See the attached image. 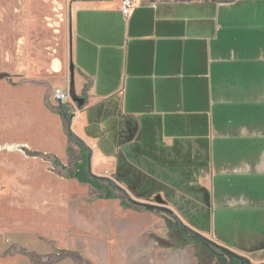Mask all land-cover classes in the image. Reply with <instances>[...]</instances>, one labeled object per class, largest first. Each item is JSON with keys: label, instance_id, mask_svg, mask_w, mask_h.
<instances>
[{"label": "crops", "instance_id": "obj_1", "mask_svg": "<svg viewBox=\"0 0 264 264\" xmlns=\"http://www.w3.org/2000/svg\"><path fill=\"white\" fill-rule=\"evenodd\" d=\"M70 8L71 65L77 93L86 103L78 107L71 102L68 109L75 113V133L93 149L96 175L113 178L121 193L123 188L142 201L145 198L127 185L126 165L165 184L170 183L169 169L180 166L188 200L206 206L201 200L211 190L219 199L215 229L193 226L173 202H142L170 207L207 237L253 263L264 262V0H139L129 17L122 0H70ZM48 80L20 84L10 79L26 92L29 139L23 144L36 154H26L29 158L51 164L37 155L43 151L67 165L71 140L55 98L62 86L51 91ZM66 81L63 89L68 90ZM78 204L68 196L56 204L57 212L65 208L66 215L52 217L49 224L25 223L26 229L45 233L33 237L46 250L20 245L14 258L6 260L0 243V264H82L71 256L38 262L23 250L41 256L77 251L88 264H113L118 255L110 239L119 230L108 229L109 213L102 218L107 229L82 222ZM236 205L247 210L235 223L231 209ZM89 212L88 217L93 215ZM150 214L175 221L167 213ZM66 219L70 225L63 223ZM242 222L245 226L234 233V225ZM167 247L180 250L188 245ZM127 252L121 256L123 264H157L156 254L151 256L140 241ZM163 264L195 260L191 251L175 250Z\"/></svg>", "mask_w": 264, "mask_h": 264}, {"label": "rangeland", "instance_id": "obj_2", "mask_svg": "<svg viewBox=\"0 0 264 264\" xmlns=\"http://www.w3.org/2000/svg\"><path fill=\"white\" fill-rule=\"evenodd\" d=\"M71 19L70 0H0V75H9L7 78H0V243L3 256L6 260L13 259V254L21 249L20 245L37 252L46 250L40 245V240L35 238L45 233L28 230L26 226L31 225L33 221H45L49 224L53 221L52 217L66 215L65 208H60L61 211L57 212L56 204L70 196L79 203L78 213L84 215L80 220H88L87 224L91 226L105 227L106 222L103 223L102 218L107 217L109 213L108 229L111 233L119 230L118 234L112 235L110 239L116 244L115 251L118 255L113 264H123L121 256H128V248L137 241L141 242L143 249L151 252V256L156 254L157 264L165 263L168 255L175 250L181 253L191 251L195 264H220L218 258L204 252L196 241L188 243L187 249L177 250L165 246L160 239H171L170 220L161 221L159 217L151 216L149 210L135 207L123 193L108 183L98 182L99 186L111 189L117 197L105 198L102 195L107 189L95 184L81 183L78 179H68L65 176L68 174L66 170H61L45 157L52 155L37 151L38 156L51 161V164H43L27 157L26 154H36H32L23 144L29 139L25 129L26 92L22 89L23 86H13L10 79L21 84L28 81H47L51 77V80H48L51 91L57 86L66 88L71 68ZM50 99V104H53L52 95ZM67 106L72 109L71 101ZM67 135L69 136L68 133ZM70 147L72 155L70 154V161L66 166L71 168L75 166L76 161H81L79 158L82 150H87L75 140H71ZM133 157L130 159L132 162ZM122 162L124 164V160ZM126 167L130 173L127 175V185L134 195L145 198L140 200L162 199L165 202H173L178 210L189 215L187 217L191 218L190 223L193 226L215 229V219L217 222V213L220 212L219 199H214L211 190L206 192L205 198L201 200L206 202V206L188 200L182 192L181 181L184 175L180 166L169 169V184L161 183L149 177V174H135L129 164ZM92 169L96 174L93 162ZM135 177L140 178V181L134 183L132 180ZM44 201L55 203L56 206H46ZM89 210L93 212L90 217L86 216L91 213ZM232 210L236 223L242 220V212L247 209L236 205ZM117 215L121 217L120 221L115 218ZM171 221L177 225L176 221ZM63 223L70 225L68 219L63 220ZM244 226L243 222L234 225V233L240 232ZM177 227L181 229L178 225ZM55 253L60 254V251ZM14 262L20 263L17 260Z\"/></svg>", "mask_w": 264, "mask_h": 264}, {"label": "water", "instance_id": "obj_3", "mask_svg": "<svg viewBox=\"0 0 264 264\" xmlns=\"http://www.w3.org/2000/svg\"><path fill=\"white\" fill-rule=\"evenodd\" d=\"M8 76H9L8 73H2L0 75V78H7ZM69 92H70L71 100L73 101V103L77 104L78 107H82L86 103V97L80 96L77 93L76 86H75V68H74L73 64L71 65V68H70ZM57 102L60 105V109H61V113H62L63 117L67 121L68 131L88 151V170H89L90 174L95 178H98V179H101V180L108 182L111 186H113L115 188H119V185L117 184V182L113 178L107 177V176H99V175H96L93 173V169H92L93 149L87 144V142L82 137H80L77 133H75V131L73 130V127H72L73 126V118L75 116V113H71L68 109V106L65 103H63L60 99H57ZM121 191L127 197V199L136 206L143 207L149 211H158V212L167 213V214L171 215L175 219L177 225L182 230L189 233L192 237L200 239L204 245L210 247L213 250V252H215L216 254H218V255H224V254L230 255V256L238 259L241 262V264H264V262L253 263L249 257L242 255V254H239L238 252L234 251L233 249H231L225 245H222V244L214 241L213 239L207 237L206 235H204L200 231H198V230L194 229L193 227H191L190 225L184 223L180 219V217L175 213V211L173 209H171L170 207H167L164 205L152 204V203H148V202H142V201H139V200L132 198L125 189L121 188Z\"/></svg>", "mask_w": 264, "mask_h": 264}, {"label": "trees", "instance_id": "obj_4", "mask_svg": "<svg viewBox=\"0 0 264 264\" xmlns=\"http://www.w3.org/2000/svg\"><path fill=\"white\" fill-rule=\"evenodd\" d=\"M67 133L70 136L71 140H75L76 142H78L83 148L84 146L77 141L68 131L67 129ZM84 150H86L84 148ZM69 152L72 155V148L69 147ZM38 155V154H37ZM47 159H50L51 161H53L54 165L61 168V170H66L68 172V174H66L65 176L67 178H77L80 182L82 183H89L92 185H98V182H101L100 179L93 177L89 170H88V153L87 151H83L81 153V157L79 158L81 161H76L75 162V166L74 167H68L66 165H64L61 160L55 156H45ZM49 157V158H48ZM61 173V172H59ZM62 174V173H61ZM103 185H100L99 187H102ZM103 189H107V192L105 194H103L102 196L105 198H115L117 197L116 194L114 192L111 191V189L109 188H103ZM140 208L139 206H135ZM173 221H170V236L171 239L168 241H163L160 239V242H164L163 244H165L166 246H173L176 245L177 243L182 245V246H186L188 243L190 242H198L201 245V248L203 249L204 252H206L208 255H211L212 257H216L219 259V261L221 262L220 264H226V262L228 264H241V262L230 256L227 254L224 255H218L215 252H213V250L204 245L202 243V241L198 238L192 237L189 233L185 232L184 230H181L177 227V225L172 224ZM23 252L27 255H29L33 260L38 261V262H42V259H45L46 263H53L56 261H59L60 259H63L66 256H71L72 258H74L76 261L82 263V264H88L87 260L84 259L83 256L80 255L79 252L77 251H62L59 255H45V256H41L26 250H23Z\"/></svg>", "mask_w": 264, "mask_h": 264}, {"label": "built area", "instance_id": "obj_5", "mask_svg": "<svg viewBox=\"0 0 264 264\" xmlns=\"http://www.w3.org/2000/svg\"><path fill=\"white\" fill-rule=\"evenodd\" d=\"M139 0H122V11L126 17L131 15L132 10L136 7ZM55 98L60 99L66 105L70 103L71 100L69 89L57 88L55 90ZM59 105V103L57 102Z\"/></svg>", "mask_w": 264, "mask_h": 264}]
</instances>
